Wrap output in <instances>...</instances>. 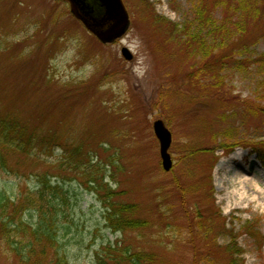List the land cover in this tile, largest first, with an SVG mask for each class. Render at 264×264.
I'll use <instances>...</instances> for the list:
<instances>
[{
	"label": "rangeland",
	"instance_id": "1",
	"mask_svg": "<svg viewBox=\"0 0 264 264\" xmlns=\"http://www.w3.org/2000/svg\"><path fill=\"white\" fill-rule=\"evenodd\" d=\"M199 1L122 0L129 27L101 44L66 3L0 0V116L12 113L29 130L39 129L32 155L9 157L0 169V188L24 195L42 173L63 185L72 208L57 251L67 264H96L95 254L117 242L151 254V264H228L230 246L242 251L239 264H264V202L233 193H243L235 172L247 168L264 184V169L249 148L216 149L229 133L248 143L263 140L264 119L223 121L222 106L208 99V72L198 73L206 59L189 54L168 24L155 22L160 17L180 28ZM254 1L264 12V0ZM253 24L247 28L260 36L264 14ZM250 50L253 58L264 53V40ZM221 76L232 96L264 105L252 70ZM156 120L172 136L169 172L161 167ZM53 131L57 145L42 149L39 141ZM79 148L81 156L72 155ZM235 153L242 161L229 160ZM92 177L108 184L112 202L136 205L134 217L148 225L124 233L106 228ZM4 249L0 240V264H19Z\"/></svg>",
	"mask_w": 264,
	"mask_h": 264
},
{
	"label": "trees",
	"instance_id": "2",
	"mask_svg": "<svg viewBox=\"0 0 264 264\" xmlns=\"http://www.w3.org/2000/svg\"><path fill=\"white\" fill-rule=\"evenodd\" d=\"M206 1L200 0L194 6L193 18L186 20L180 28L160 17H156L155 22L168 24L175 37L184 40L189 54L197 53L206 59L207 64L203 63L198 73L208 72V99L222 106L220 118L223 121H229L231 117L236 120L237 116L241 119H264V105L250 100L242 101L239 97L232 96L223 88L221 76L222 71L243 74L252 70L260 79L259 86L264 88V53L253 58L250 50L259 40H264V31L260 36H254L253 30L247 28L248 25L253 28V23L258 21L264 12L254 0H208V4ZM221 92L224 97L219 95ZM217 96L222 98L216 99ZM260 98L264 100V97ZM227 110L230 115L225 114ZM24 125L26 124L18 121L12 113L0 116L1 170L8 168L9 157H18L21 154L30 156L35 150L38 126L29 130ZM51 133L39 141L42 149L57 145V132ZM214 141H217V137H214ZM218 144L216 149H221L226 154L236 147L249 148L264 169V139L248 143L229 133ZM80 151V148L72 151V155L79 157ZM35 177L38 184L24 195L11 196L0 188V240L5 248L4 253L16 258L19 264H46L47 251L54 249L53 262L50 264H67L66 258L57 250L61 248L60 234L66 230L62 221L67 220L66 213L69 207L72 208L71 197L64 191L63 185L58 182L52 184L47 173L36 174ZM92 178L88 183L89 188L103 204L102 215L106 228L113 233H124L148 225L147 222L134 217L136 205L112 202L116 194L108 184L102 179ZM241 252L233 246L227 248L228 264H239L241 261L236 256ZM153 262L151 254L131 250L118 242L95 254L96 264Z\"/></svg>",
	"mask_w": 264,
	"mask_h": 264
},
{
	"label": "water",
	"instance_id": "3",
	"mask_svg": "<svg viewBox=\"0 0 264 264\" xmlns=\"http://www.w3.org/2000/svg\"><path fill=\"white\" fill-rule=\"evenodd\" d=\"M68 4L70 15L101 44H109L120 38L129 27V16L122 0H58ZM126 60L131 56L122 50ZM153 133L159 144V157L163 171L169 172L172 160L169 148L172 136L161 120H156Z\"/></svg>",
	"mask_w": 264,
	"mask_h": 264
},
{
	"label": "bare ground",
	"instance_id": "4",
	"mask_svg": "<svg viewBox=\"0 0 264 264\" xmlns=\"http://www.w3.org/2000/svg\"><path fill=\"white\" fill-rule=\"evenodd\" d=\"M234 159L242 161V155L235 153L229 158L230 161ZM251 161L255 162V158H252ZM241 169L242 170L240 172H235L234 179L235 182L239 181L240 186H242L241 190L243 191V193L239 194L236 191H233V193L236 194L240 199H243V196H246L250 203L264 202V184L262 178H260L256 173H250L247 168L244 169L242 167ZM258 173L259 175H261L259 169ZM262 177H264V172L262 173ZM261 183L263 185V188L260 186ZM260 196L263 197L260 198Z\"/></svg>",
	"mask_w": 264,
	"mask_h": 264
}]
</instances>
